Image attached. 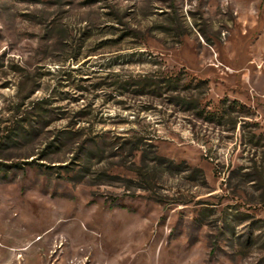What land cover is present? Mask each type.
<instances>
[{"label": "rangeland", "instance_id": "obj_1", "mask_svg": "<svg viewBox=\"0 0 264 264\" xmlns=\"http://www.w3.org/2000/svg\"><path fill=\"white\" fill-rule=\"evenodd\" d=\"M0 264H264V0H0Z\"/></svg>", "mask_w": 264, "mask_h": 264}, {"label": "trees", "instance_id": "obj_2", "mask_svg": "<svg viewBox=\"0 0 264 264\" xmlns=\"http://www.w3.org/2000/svg\"><path fill=\"white\" fill-rule=\"evenodd\" d=\"M165 83V89H163L164 91L166 90L169 93H175V95H172L170 97V99L172 100V102H174V104H178L180 105L182 108H184L187 112L192 111H196L198 115L203 116L206 115V117H214V118H221L223 116V114H218V111L220 110H216L214 111L213 114H205V109L206 107L203 105L201 98L197 95H193L190 94L189 96H180V94L178 93V86H179V81L177 80L176 77H168L166 79H163V81H157V82H153L152 84L150 83H146L147 86H151L154 88L155 91L153 92H158L162 90L161 85ZM191 84V83H188ZM206 83L204 81H199L197 83L198 86L201 85H205ZM160 93V92H159ZM224 105V101H220L219 102V108H223ZM237 106H239L237 101H232L231 102V108H236ZM144 157V156H143ZM142 157V163H144L145 158ZM154 163H157L158 166H162L164 163L170 164L172 165V161L167 160L165 158L159 157V156H155L153 159ZM177 168H181V165H177ZM192 177H195L197 175H202V171L195 168L192 169ZM137 176H138V187L141 188L142 190L146 189L147 187H145L144 184H146L148 182L146 175L143 173V167H140L137 171ZM142 182V183H141Z\"/></svg>", "mask_w": 264, "mask_h": 264}]
</instances>
